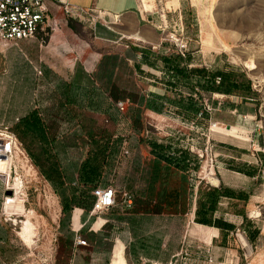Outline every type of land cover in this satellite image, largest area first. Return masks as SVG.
<instances>
[{"label":"rangeland","instance_id":"rangeland-1","mask_svg":"<svg viewBox=\"0 0 264 264\" xmlns=\"http://www.w3.org/2000/svg\"><path fill=\"white\" fill-rule=\"evenodd\" d=\"M197 1L201 0H194ZM140 4L143 13L153 11L155 24L164 30L167 51H180L184 44L185 51L194 50L196 66L246 74L258 99L251 102L203 94L205 103L218 102L217 108L210 106L211 119L204 128L187 126L173 114L140 108V96L147 100L150 93L157 94L159 89L139 77L125 49L95 40L90 21L66 15L56 7L57 15L50 14V25L37 39L0 45V125L19 123L29 112L37 114L44 123L48 149L74 207L69 225L72 237L68 239L62 231L63 205L49 179L53 178L49 162L40 150L45 146L30 144L33 156L20 140L23 155L10 160L7 169L0 173V264H264V0H213L193 7L201 16L202 31L197 40L181 31L176 12L178 0H147L148 9L143 0ZM86 17L90 18L88 14ZM219 32L228 36L218 35ZM19 58L29 68L27 77L14 73ZM69 88L71 92L67 93ZM231 104L237 109L233 110ZM94 138L108 141L96 189L111 187L121 205L128 192L119 183L127 172L132 150H138L142 160L148 161L154 139H168L180 142L199 158V170L190 172V183L195 179L197 184L190 210L183 216L184 230L172 226L159 248L151 252L139 243L153 236L158 221L145 222L137 239L126 225H117L111 241L103 238V243H111L109 248L98 247L96 238L82 237L84 230L88 235L107 233L112 213L109 210L93 214L88 208L94 190L80 181L81 165L93 151ZM242 161L259 169L261 192L254 199L249 216L258 224L261 237L258 245L252 247L239 229L241 220L232 215L231 201L223 199L219 216L236 230L230 234L229 244L221 249L219 239L212 241L216 230L195 225L198 187L202 183L203 191L221 185L239 189L247 181L232 169ZM16 182L21 188L14 196L12 188ZM7 191L13 195L7 196ZM13 196L17 201L7 210L5 202ZM85 209L89 212L83 221ZM132 211L134 207L120 213L129 215ZM29 213L34 227L31 246L20 236ZM78 237L87 245L75 246ZM168 244L179 247V251H170V257L162 259L158 251L166 252ZM154 245L153 242V250ZM116 249L122 253L120 259L115 256ZM181 254L187 257L183 259Z\"/></svg>","mask_w":264,"mask_h":264},{"label":"trees","instance_id":"trees-1","mask_svg":"<svg viewBox=\"0 0 264 264\" xmlns=\"http://www.w3.org/2000/svg\"><path fill=\"white\" fill-rule=\"evenodd\" d=\"M56 7V5L50 4V14L53 16L57 15ZM181 12L182 23L187 36L197 40L199 24L195 9L188 2L181 1ZM163 46L167 47L168 44L163 43ZM193 52L194 50H184L182 54L180 51L174 50L168 54L157 56L153 62L146 59L140 60L141 64L160 72L161 75L157 77L147 73L144 76V72L138 70L139 77L154 80L156 86L165 91L163 95L150 93L147 100L140 96V108L144 107L158 114L169 116L173 114L187 126L204 128L211 119V111L207 109L203 94H219L251 102L258 99V94L253 90L252 82L246 74L218 67L192 66ZM14 70L17 77L22 74L27 77L30 72L22 58H19L15 63ZM71 89L69 88L67 93H70ZM115 101L118 102V99L115 98ZM209 103H211L210 100L207 104L214 109L218 106L217 101L212 102V104ZM89 108L93 110V105L90 104ZM231 108L234 110L237 109V106L231 104ZM96 109L97 106L94 104V112ZM4 125L12 127L18 139L25 143L33 156L30 144L41 143L45 146V148L41 146L40 150L45 155L46 162H49L47 163L48 170L53 174V178L50 177L49 179L62 201L64 213V218L61 220L62 231L70 239L72 234L69 232V225L74 207L68 199L67 191L63 189V180L57 162L48 149L49 136L44 123L37 114L29 112L19 123L7 122ZM92 142L93 151H91L89 158L82 163L80 169V181L90 185V188L92 187L90 191L95 190L99 184L108 149L107 140L94 138ZM182 146L178 141L154 139L151 144L152 158L148 161L142 160L138 150L136 152L132 150V158L127 167V172L119 183V187L128 192L126 195L127 198L131 199V207H127V204H117L111 209L109 224L106 226L108 234L88 235L84 230L81 233L82 237L89 240L96 238L98 247L109 248L111 243H103V238L111 241V233L117 225H126L127 230L132 232L137 239L138 230L145 222L149 220L158 221L153 236L139 243L145 245L143 248L151 252L159 248L160 243L172 226H178L179 230H184L186 221L183 216L190 210L197 184L195 179H192L193 183H190V172L195 174L199 170L201 162L196 155L189 152L188 148L184 149ZM239 154L245 155L242 151ZM232 171L243 176L247 183L240 185V188L235 190L221 185L219 188L209 187L204 191L201 189L202 183H200L194 222L206 228L217 229L219 231L217 243L225 249L230 242V234L236 230V226L229 224L225 218L219 216L220 203L223 199L231 201L232 215L241 220L239 229L245 234L251 246L256 247L261 232L258 225L248 217L247 206L251 198L261 192L259 169L252 163L242 161ZM93 203L94 197L92 196V204L89 206V210H92ZM132 207H134V211L129 215L120 213L122 209ZM88 209H85L83 213V221L88 216ZM153 242L155 243L154 250ZM176 250L179 251V247L173 248L168 244L166 252L159 250L158 253L161 254L162 259H168L170 251L175 252ZM136 251L139 252V249L136 248Z\"/></svg>","mask_w":264,"mask_h":264},{"label":"crops","instance_id":"crops-1","mask_svg":"<svg viewBox=\"0 0 264 264\" xmlns=\"http://www.w3.org/2000/svg\"><path fill=\"white\" fill-rule=\"evenodd\" d=\"M72 6L78 9L86 11L90 18L88 19L86 15L82 17L84 20H88L91 23L92 36L95 40L103 43H109L112 45H117L123 48L124 51L129 53L131 61L134 62L136 72L141 70L145 74L149 73L159 77L160 72L153 70L140 63L141 59H146L151 62L161 54H168L169 51L166 50L167 47L163 46L164 30H161L160 26L156 25L154 20V14L151 10L150 12L143 13L141 9L140 0H69ZM181 1L188 2L191 7L196 8L199 4H210L213 0H201L200 2H194V0H178V7L176 12L179 16V21L181 24V31L185 32V28L182 23V12H181ZM144 8L148 9L147 0H143ZM196 11V10H195ZM197 20L199 24V31L201 28V16L198 11H196ZM167 19L168 15H164ZM207 19V17H206ZM161 30V31H160ZM223 32V31H222ZM219 32L218 35L228 36V33ZM173 52V51H172ZM196 66V65H192ZM199 67V66H197ZM208 68V67H207ZM219 68V67H218ZM222 69V68H221ZM145 82H149L151 87H156L154 80L148 78H142ZM159 93L165 94V91L158 88ZM215 97L225 98L228 96L213 94ZM258 195L251 198L249 205L247 206V215L254 208V199ZM252 219V218H250ZM257 224V223H256ZM81 223L80 226L81 227ZM258 225V224H257ZM200 226V225H199ZM259 227V226H258ZM202 228L206 230H212L214 228ZM216 234H214V239L216 241L219 239V231L217 229ZM216 239V240H215ZM223 249V248H221Z\"/></svg>","mask_w":264,"mask_h":264},{"label":"built area","instance_id":"built-area-1","mask_svg":"<svg viewBox=\"0 0 264 264\" xmlns=\"http://www.w3.org/2000/svg\"><path fill=\"white\" fill-rule=\"evenodd\" d=\"M50 4L61 8L66 15L81 19L87 13L72 6L69 0H0V45L37 39L50 25ZM185 48L186 45L181 44L180 52L182 53ZM206 106L211 111L207 103ZM119 108L123 110V103L119 104ZM22 147L11 126L0 125V163L12 160L18 153L23 155ZM92 195L94 197L91 210L93 214H102L117 206V194L111 187L97 188ZM124 198H126L127 207H131V199L127 198V195ZM85 245L87 243L81 237L75 239V246ZM180 256L185 259L187 254ZM177 263L176 261L175 264Z\"/></svg>","mask_w":264,"mask_h":264},{"label":"bare ground","instance_id":"bare-ground-1","mask_svg":"<svg viewBox=\"0 0 264 264\" xmlns=\"http://www.w3.org/2000/svg\"><path fill=\"white\" fill-rule=\"evenodd\" d=\"M21 153H18L17 157L20 156ZM10 161H6V162H1L0 163V173H3L5 169H7V166L9 164ZM10 175V173H9ZM21 188V185L19 182H16L14 185H13V188H12V191L14 192V196L18 193V191L20 190ZM13 196V198H8L7 201L5 202V205H6V209L9 210L10 209V205L12 206L14 201H17V199ZM27 221L24 222L23 224V227L21 228V232H20V236L22 238V240L28 245V246H31L33 244V236H34V227H33V224L31 222L32 220V216L28 215L27 217ZM197 225V224H195ZM199 226V225H198ZM202 227V226H200ZM122 253L116 249L115 251V256L120 259V255ZM120 261V260H118ZM118 264H121V263H118Z\"/></svg>","mask_w":264,"mask_h":264},{"label":"water","instance_id":"water-1","mask_svg":"<svg viewBox=\"0 0 264 264\" xmlns=\"http://www.w3.org/2000/svg\"><path fill=\"white\" fill-rule=\"evenodd\" d=\"M6 194H7V196L11 197L13 195V192L12 191H7Z\"/></svg>","mask_w":264,"mask_h":264}]
</instances>
